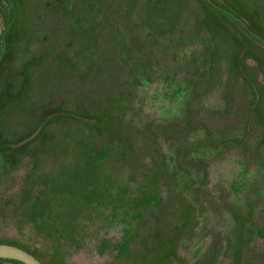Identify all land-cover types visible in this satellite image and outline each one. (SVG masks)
I'll return each instance as SVG.
<instances>
[{"label": "rangeland", "instance_id": "374dc122", "mask_svg": "<svg viewBox=\"0 0 264 264\" xmlns=\"http://www.w3.org/2000/svg\"><path fill=\"white\" fill-rule=\"evenodd\" d=\"M218 2L264 36V0ZM1 242L264 264L261 41L208 0H0Z\"/></svg>", "mask_w": 264, "mask_h": 264}, {"label": "water", "instance_id": "95a60500", "mask_svg": "<svg viewBox=\"0 0 264 264\" xmlns=\"http://www.w3.org/2000/svg\"><path fill=\"white\" fill-rule=\"evenodd\" d=\"M208 1L211 2L215 7L229 13L231 16L242 22L246 31L249 32L250 34L259 37L264 44V36L259 32L253 30L252 27L249 25L248 21L246 20V18H244L240 14H237L225 8L221 3L218 2V0H208ZM0 258L13 259L22 262V264H43L36 256L31 254V252L17 245H13V243H3V242L0 243Z\"/></svg>", "mask_w": 264, "mask_h": 264}, {"label": "flooded vegetation", "instance_id": "af4514ba", "mask_svg": "<svg viewBox=\"0 0 264 264\" xmlns=\"http://www.w3.org/2000/svg\"><path fill=\"white\" fill-rule=\"evenodd\" d=\"M123 232V231H122ZM123 234H121V237H120V239H119V242H117V243H110V241L108 240V239H101L100 238V241L101 242H103V245H101V243H100V241H99V244H100V246L102 247V248H100V250H101V252L102 251H105L106 250V247H108L109 245H111L112 247H115V250L116 251H119V248L122 246V244H123ZM100 246H98V248H97V250L99 249V247ZM111 247V248H112ZM1 259V258H0ZM2 259H5V258H2ZM39 259V258H38ZM40 260V259H39ZM16 261V260H15ZM41 261V260H40ZM0 262H9V263H11V264H18V263H13V261H3V260H0ZM19 262V261H18ZM42 262V261H41ZM22 263V262H21ZM43 263V262H42ZM44 264V263H43Z\"/></svg>", "mask_w": 264, "mask_h": 264}, {"label": "trees", "instance_id": "16d2710c", "mask_svg": "<svg viewBox=\"0 0 264 264\" xmlns=\"http://www.w3.org/2000/svg\"><path fill=\"white\" fill-rule=\"evenodd\" d=\"M221 4H222V3H221ZM220 10H221V9H220ZM221 11H223V10H221ZM223 12H225V11H223ZM225 13L228 14L229 17H231V18H233V19H236V18H234L233 16H231L229 13H227V12H225ZM236 20H238V19H236ZM238 22L240 23V26L243 28V30L246 31V29H245L243 23L240 22L239 20H238ZM5 29H6V27H3V30H5ZM246 33H247L248 35L252 36L253 38L258 39V40L261 41V43L263 44V41H262L259 37L255 36V35H253V34H250V33L247 32V31H246ZM263 46H264V44H263ZM100 219H101L100 221L103 222L102 217H101ZM104 220H105V219H104ZM84 230H85V228H84ZM122 237H124V235H123ZM12 243H13V245H17V244H14V242H12ZM100 243H101V245H103V242L100 241ZM122 245H123V244H122ZM17 246H19V247H21V248H24V249H26L27 251L31 252L29 249L23 247L22 245H17ZM120 248H121V247H120ZM120 248H119V249H120ZM31 254H33L34 256H36L33 252H31ZM36 257H37V256H36ZM0 260H3V261H5V260H6V261H13V263L22 264L21 262L15 261V260H13V259H2V258H1Z\"/></svg>", "mask_w": 264, "mask_h": 264}]
</instances>
